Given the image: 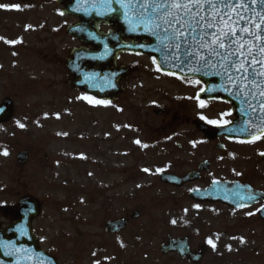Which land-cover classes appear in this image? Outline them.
Listing matches in <instances>:
<instances>
[{
	"label": "rangeland",
	"instance_id": "374dc122",
	"mask_svg": "<svg viewBox=\"0 0 264 264\" xmlns=\"http://www.w3.org/2000/svg\"><path fill=\"white\" fill-rule=\"evenodd\" d=\"M17 1L0 4V103H14L13 120L0 132L7 145L0 150V205L35 197L42 215L33 229L60 264H188L163 258L160 246L168 236L188 235L198 250L215 230L226 231L225 242L233 244L220 256L208 253L202 264H219L221 257L241 258L226 264H264V232L231 218L218 227L190 202L178 207L179 193L160 184L158 175L168 170V137L151 134L145 116L154 117L150 108L165 106L167 98L143 102L134 84L140 97L127 89L116 104L101 106L74 92L65 68L74 44L65 33L68 24L41 1L22 10L21 18L13 15ZM143 76L139 70L135 78ZM166 90L172 95L176 88ZM21 150L29 153L24 166L16 162ZM134 210L140 218L130 221ZM122 217L131 224L125 233H104L107 221ZM7 222L0 218V226ZM250 237L257 242L245 244Z\"/></svg>",
	"mask_w": 264,
	"mask_h": 264
},
{
	"label": "flooded vegetation",
	"instance_id": "af4514ba",
	"mask_svg": "<svg viewBox=\"0 0 264 264\" xmlns=\"http://www.w3.org/2000/svg\"><path fill=\"white\" fill-rule=\"evenodd\" d=\"M40 1L47 4L50 2L54 14L71 25L81 23L84 18L90 16L94 23H98L96 31L100 34L107 35L114 30L108 24L112 17L96 16L89 12V0H66L67 4L64 5L58 4V0H20V3L21 6H33ZM67 5L72 11L79 6L81 16L63 15ZM72 41L75 44L74 48L81 47L78 41ZM110 46L114 48L115 44L112 42ZM141 60H146L149 65L138 63ZM117 64L126 65L131 69L128 87L134 94L136 84L144 94L143 102L158 97L167 98L165 106L150 108L154 112V117L145 116L146 126L148 125L146 129L151 134L160 133L168 137L165 138L166 143L163 145L165 160L171 165L168 173L180 179L191 176V180L184 182L179 188H174L181 193L182 199L189 198L194 190H207L214 185L218 189L214 195H223L239 201L243 207L234 208L222 202L204 203L191 199L188 202L193 206L198 205L200 209H209L216 222L219 220L229 222V218H233L236 224L243 223L244 228L256 227L264 232V133L251 138L244 137V140L223 135L227 130H231L232 134L237 133L240 126L242 128L241 123L252 116L245 112L235 113L234 106L227 101L215 99L211 95L202 96L204 86L200 82L196 83L198 80L195 78L163 74L157 70L156 63L148 57L122 54ZM139 70H143L149 79H145V76L135 78ZM156 80L169 81L172 86L162 85ZM166 87L174 88V91L176 88V91L171 95ZM134 96L140 97L135 94ZM201 100L204 101L203 107L200 106ZM157 109H160L159 114ZM225 113L231 115H223ZM209 120L219 121V124H209ZM237 120L240 123H236ZM225 121L230 123L225 125ZM206 132L210 133V138H207ZM173 138H177V141L171 144ZM4 146L0 144V148ZM249 196L255 199L249 200ZM218 216L222 219L218 220ZM4 217L2 219L5 221L8 220L10 223L14 221L12 217ZM1 227L2 225L0 229ZM220 240L221 236L215 234L213 242L217 243ZM248 241L251 242V238ZM260 242L264 245V237L260 238Z\"/></svg>",
	"mask_w": 264,
	"mask_h": 264
},
{
	"label": "snow or ice",
	"instance_id": "6c2138e0",
	"mask_svg": "<svg viewBox=\"0 0 264 264\" xmlns=\"http://www.w3.org/2000/svg\"><path fill=\"white\" fill-rule=\"evenodd\" d=\"M105 2L110 5L113 0ZM115 3L126 17L131 13L127 21L130 31L142 28L160 41L166 50V60L172 55L180 63L190 65L191 72L214 69V75L221 76L235 89L232 92L225 88L229 95L243 93L250 107L255 110L256 106L251 104L255 100L259 108L264 109V99L257 100V95L264 98V11L256 13L258 19L245 13V9L264 4V0H115ZM110 10L117 11L116 8ZM174 53H181L183 58ZM153 63H156L155 58ZM200 106H204L203 100ZM260 120L264 124V111L260 113ZM208 123L218 125L219 121L209 120ZM260 132L264 133V127ZM3 154L8 155L7 151ZM207 242L215 248L211 239Z\"/></svg>",
	"mask_w": 264,
	"mask_h": 264
},
{
	"label": "water",
	"instance_id": "95a60500",
	"mask_svg": "<svg viewBox=\"0 0 264 264\" xmlns=\"http://www.w3.org/2000/svg\"><path fill=\"white\" fill-rule=\"evenodd\" d=\"M258 11H264V4H257L256 6H250L245 9V13L251 16L253 19H258L256 13ZM69 33L72 36L78 37L85 43H90L96 47L94 52H85L84 50L73 51V59L67 63V68L71 71L74 79L71 82V86L75 89L82 90L87 94L96 97L100 101H114L117 95L122 91L119 86L121 75L118 74L120 70L111 67L114 57L123 52L140 51L137 46H123L120 44L116 49V52L112 56L107 51L106 40L95 37L91 40H86L81 37L82 26H77L69 29ZM151 44L147 46H139L142 49V53L155 57L158 60L160 68L166 73H174L179 75H194L201 79V81L208 86L213 84L216 87L215 95L222 96L226 99L244 98V94L229 95L225 88L229 91L235 92V89L231 88V85L227 83L221 76L214 75V69H204L201 72L189 71L190 65L180 63L179 60L173 59L170 55L165 59V49L161 45L160 41L150 35ZM154 49H160L156 51ZM173 55L180 57L181 53H174ZM112 56V57H111ZM208 74H203L204 72ZM264 99L257 95V100ZM252 103L256 106L255 110L252 108L249 111L254 115L256 119H260V113L264 109H260L255 100ZM5 110V111H4ZM12 107L10 103H5L1 108L4 113L1 115L0 122L7 121L12 114ZM264 127V124L261 126ZM21 163H25L27 155L22 153L18 157ZM14 208L5 209L6 212L19 217L21 219L19 224H13L6 231H0V264H57V262L47 256L39 249V246L32 236L30 223L39 214L38 204L30 199L23 200L21 202L18 211ZM125 222L110 223L107 229L117 232L119 229H123ZM118 228V229H117ZM179 246L178 242H171L169 247L164 248L165 254L169 253L171 249H175ZM187 254V251L186 253Z\"/></svg>",
	"mask_w": 264,
	"mask_h": 264
}]
</instances>
